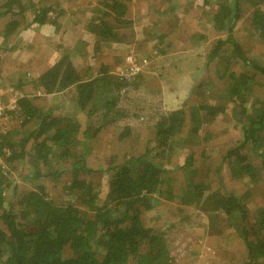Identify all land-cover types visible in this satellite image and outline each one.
Returning a JSON list of instances; mask_svg holds the SVG:
<instances>
[{
	"label": "trees",
	"instance_id": "trees-1",
	"mask_svg": "<svg viewBox=\"0 0 264 264\" xmlns=\"http://www.w3.org/2000/svg\"><path fill=\"white\" fill-rule=\"evenodd\" d=\"M96 1L87 24L94 36L93 51L97 52L100 44L133 43L136 22L126 14L134 0ZM193 7L200 8L206 17L196 26L203 33L195 29L190 38L193 44L211 38L202 69L211 71L213 78L199 81L177 108L153 112L150 137L139 154L126 147L122 156L112 153L95 168L86 164L88 143L101 130L116 127V142L131 136L132 126L121 122L138 117L140 107L125 111L120 103L132 90L140 92V72L118 75L114 73L118 67L102 61L88 66L83 74L59 43L56 47L63 51L50 67L29 81L23 76L11 84L20 93L15 107L4 113L14 125L0 129V264H171L160 232L144 225L142 214L158 199L174 200L175 193L165 185L174 171H181L188 181L180 203L211 213L210 231L219 233V214L233 224L243 254L223 264H264V204L255 205L253 211L248 207L253 195L264 194V89L262 96L254 95L257 83L264 87V51L249 55L243 45V39L251 36L264 44V0H166L157 13L169 11L171 26L178 27L183 15H174L175 10L185 14ZM55 8L57 5L44 0H0L2 50L10 37L34 23L50 24L59 33L60 26L49 16ZM150 9L156 12L153 5ZM143 40L154 41L145 61L166 55L172 46L166 33L149 31L147 25ZM84 45L77 41L76 50L80 47L82 51ZM99 58L96 54L95 59ZM216 82L222 88L221 96ZM27 86L42 97L71 89L78 111H84L95 128L92 132L88 126L82 129L76 117L55 115L51 108L38 106V96H31ZM211 95L219 101L200 100ZM227 113L240 139L224 150H207L205 145L214 135L209 126ZM97 114L99 123L92 120ZM197 146H201L198 155ZM185 147L187 152L179 164L178 154ZM196 155L203 159L198 166ZM20 165L19 177L34 186L21 194L15 191V184L12 186V173ZM223 165L230 179L245 181V192L224 189ZM63 174L69 179L62 182V195L49 197L45 182L55 191ZM9 190L13 193L8 198Z\"/></svg>",
	"mask_w": 264,
	"mask_h": 264
},
{
	"label": "rangeland",
	"instance_id": "rangeland-1",
	"mask_svg": "<svg viewBox=\"0 0 264 264\" xmlns=\"http://www.w3.org/2000/svg\"><path fill=\"white\" fill-rule=\"evenodd\" d=\"M44 2L54 6L57 5V8L49 16L51 19L56 20V25L60 26L59 33L52 32L55 30H52L53 26L51 25H49L52 27L49 32L45 27L34 23L21 31V35L10 37L7 40L5 51L2 50L4 46L2 47V37L0 36V129H10L14 125L13 120H8V117L4 114L6 109L15 107V100L20 93L18 89H13L11 84H17L18 78H23V76L29 81L50 67L60 57L61 51H63L62 48L56 47L59 43L65 46L64 51L68 52L70 60L83 74H85L83 70H86L88 66L102 61L118 67L114 70V73L118 75L127 74L128 76H133L139 72L142 74L141 86H139L140 92L132 90L129 97L127 96V99L120 103V106L125 111H135L140 107L138 117H128L124 122H121L122 125L128 123L132 126L131 136L121 143L116 142L113 137L116 127H107L101 130L88 143L90 149L86 156V164L93 168L97 167L98 164H102L101 162L112 153L119 152L122 156V152L126 150V147L133 151L134 154L141 153L150 137L149 127L151 126L150 119H152L153 112L156 109L170 110L177 108L187 99L192 88L199 81L204 80L208 76L213 78L210 74L211 71L202 69L211 38L207 37L202 44H193L190 38L193 30H200V26H196L206 17L200 8L193 7L191 11L185 14L181 13L180 9L175 10L174 15H183V22L178 27H173L171 26L173 17L170 16L171 14L168 15L169 11L168 13H162V10H160L157 13L158 8L163 9L166 6V0H134V4L126 14V17L134 19L136 22L133 43H113L109 47L100 44L97 46L99 50L94 52L92 48L94 36L87 30V24L91 15L90 9H94L97 1L44 0ZM76 5L77 7L79 5L82 9L76 8ZM151 5H153L156 12L151 11ZM59 9L63 10L62 14L59 13ZM88 10L89 12L82 16ZM72 11L74 12L73 14ZM203 12H206V9ZM56 13H59V16L55 17ZM156 22L158 24H155V26L154 23ZM146 25L147 30L162 31L166 33L167 40H172V46L166 55L145 61V54H149L148 48H152L154 43V41L145 43L143 40ZM240 30V35H242L243 27ZM200 32L203 33V30H200ZM204 33L207 34V31H204ZM79 40L87 44L84 45L80 52V47H78L77 51L75 46ZM243 45L249 55L264 51V44L255 36L245 37ZM96 54L100 55V60L98 61L95 59ZM111 58H113V61H111ZM132 64L136 66L137 70L132 69ZM130 70L134 73L130 72ZM216 84L217 94L221 96L222 88L220 83L216 82ZM25 88L31 93V96L35 95L32 93L34 91L31 90L30 86ZM263 89L264 87H260L259 83H257L254 89L255 97H259ZM72 93L71 89L45 97H42L41 93H36L37 95L35 96H38L36 103L44 109L51 108L55 115L76 117L82 129L88 126L92 132L96 126L95 123H89L86 113L78 111ZM211 97H201L200 100H207L213 103L219 101L218 97L216 99L212 95ZM92 120L99 123L100 115L97 114V117L92 118ZM232 125L233 119L229 113L220 116L208 128L214 135H212L210 142L205 145V148L207 150H224L226 147L238 142L240 139L239 130L232 128ZM201 146L195 148L197 155ZM28 147L29 144H27L26 150ZM186 149L185 147L178 154L177 163L183 162L187 152ZM173 159L176 160L175 155ZM196 159L198 160H196L195 165L198 166L203 159H200V156ZM209 162L210 160L207 163L211 164ZM20 167L21 165L18 166V170L12 173L14 177L12 186L15 184V191L19 194L26 189L34 187L30 181L19 177L22 176ZM225 167V165L221 167L224 189L228 192L233 191L236 194L245 192L246 188H248L245 181L230 179L228 170ZM68 179L69 176L67 177V175L63 174L60 182L55 184V191L52 189L53 185L51 183L45 182L48 196L50 197L52 194L56 196L62 195V182L68 181ZM106 181L107 174L101 180L102 194L106 190ZM165 182L168 189L175 193L174 200L165 201L158 199L154 202L151 210L142 214V221L144 225L151 226L158 230V233L160 232L170 263L223 264L229 259L241 258L243 247L234 235L233 224H229L223 214L217 215L216 218L218 222L216 226L220 229L219 233L213 229L210 231L208 221L211 219L209 215L211 213H207L193 204L180 203L179 199L181 194H184L183 191L185 190L186 192L188 183L182 172H172L165 179ZM215 187L216 185L213 184L212 188L215 189ZM11 192L13 193L11 190L7 192L8 198L11 196ZM262 204H264V194L263 197L255 194L250 198L248 207L253 211L255 205Z\"/></svg>",
	"mask_w": 264,
	"mask_h": 264
},
{
	"label": "crops",
	"instance_id": "crops-1",
	"mask_svg": "<svg viewBox=\"0 0 264 264\" xmlns=\"http://www.w3.org/2000/svg\"><path fill=\"white\" fill-rule=\"evenodd\" d=\"M50 24H43V25H41V27H45V29H47V30H49V32H50V28H52L51 26H49ZM52 30H54L53 28H52ZM52 32H54V31H52ZM51 32V33H52ZM19 35H21V33L19 34ZM174 108V107H173Z\"/></svg>",
	"mask_w": 264,
	"mask_h": 264
},
{
	"label": "built area",
	"instance_id": "built-area-1",
	"mask_svg": "<svg viewBox=\"0 0 264 264\" xmlns=\"http://www.w3.org/2000/svg\"><path fill=\"white\" fill-rule=\"evenodd\" d=\"M132 69H133V70H137V69H136V66H133V64H132ZM131 71H132V70H130V72H131ZM132 72H133V71H132ZM133 73H134V72H133ZM126 75H127V74H126ZM0 114H1V108H0Z\"/></svg>",
	"mask_w": 264,
	"mask_h": 264
}]
</instances>
